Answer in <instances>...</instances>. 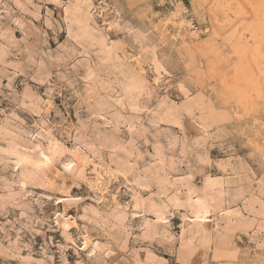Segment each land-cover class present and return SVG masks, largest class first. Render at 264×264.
I'll return each mask as SVG.
<instances>
[{"label":"rangeland","instance_id":"374dc122","mask_svg":"<svg viewBox=\"0 0 264 264\" xmlns=\"http://www.w3.org/2000/svg\"><path fill=\"white\" fill-rule=\"evenodd\" d=\"M73 9L89 16L88 47ZM190 103L218 120L201 129ZM0 131L48 179L23 191L0 154V264H184L185 244L189 264H264V0H0ZM11 141L0 135V150ZM52 142L63 155L51 163L34 146ZM70 155L96 163L102 187L92 167H65ZM138 196L165 203L164 219L132 213ZM229 229L228 247L205 249Z\"/></svg>","mask_w":264,"mask_h":264},{"label":"bare ground","instance_id":"6f19581e","mask_svg":"<svg viewBox=\"0 0 264 264\" xmlns=\"http://www.w3.org/2000/svg\"><path fill=\"white\" fill-rule=\"evenodd\" d=\"M82 2V1H81ZM78 5V4H77ZM93 6V5H92ZM92 6H90V7H92ZM77 7V6H76ZM75 7V8H76ZM79 7V6H78ZM89 6H88V8H90ZM94 7V6H93ZM86 8V7H85ZM83 10V9H82ZM82 10H79V9H73V12H72V15H73V18L72 17H67V19L68 20H71V21H73V22H75L77 25H78V27H77V29L79 30V35L77 36V38L79 39V42H80V44L84 47H88L89 45H91L92 44V42L96 39L95 37H94V34H92V32H91V30H90V22H89V16L87 15V13L86 12H84V11H82ZM86 10V9H85ZM91 10V9H90ZM67 11V10H66ZM67 14V13H66ZM69 15V14H68ZM185 24L188 26V28L190 29V31H193V30H195V27L191 24V23H186L185 22ZM193 29V30H192ZM93 31V30H92ZM100 37V36H99ZM78 42V43H79ZM99 42H100V40H99ZM100 44H101V42H100ZM99 46V45H98ZM91 47V46H90ZM89 47V48H90ZM43 65V64H42ZM45 65V64H44ZM92 72V71H91ZM92 75V74H91ZM94 77V76H93ZM136 78V77H135ZM142 78V77H141ZM91 79H93L92 77H91ZM134 79V78H133ZM144 82V81H143ZM139 85L141 86V80L140 79H135V80H133V81H131V84L129 85V91H135V92H137L136 91V89H138V88H140L139 87ZM145 85V84H144ZM145 87V86H144ZM147 87V86H146ZM97 88V87H96ZM142 89H143V87H142ZM144 92V90H142V92L141 93H143ZM139 93V92H138ZM146 93H148V92H146L145 91V94ZM145 94H144V96H145ZM147 95V94H146ZM139 96H140V94H139ZM141 97V96H140ZM137 100V99H136ZM103 103V102H102ZM208 103V102H207ZM183 104V103H182ZM190 104H192V103H190ZM199 110V112H201L200 113V115L202 114L203 115V118H199V120L201 121V123L199 122V125H198V127H200L201 129H206V120L208 119H211V121L212 120H214V121H217L218 120V116H217V114L215 113V111H214V109L209 105V104H205V103H194V104H192L191 106L189 105L188 107H187V111H188V113L189 114H193V111H196V110ZM99 111V110H98ZM96 112V111H95ZM165 113H167L166 111H164ZM194 114H195V112H194ZM169 115V114H168ZM171 115V114H170ZM180 115V114H179ZM210 121V122H211ZM107 122V121H106ZM116 126V125H115ZM208 126H209V124H208ZM210 127V126H209ZM2 131H0V135L1 136H3V138H4V140H5V137L6 136H8V137H10L11 138V142H12V149H10V151H6V150H3V149H1L0 150V154L2 155V157L3 158H7V160L9 159V160H14L15 161V164H16V166L18 167V178H19V183H20V185L22 186L21 188H22V190L24 191V188L26 189V186L27 185H35V186H37V185H39V186H44L45 187V185L47 184V176H46V173H45V170H43L42 168H41V166H37V165H32L31 163H30V160H29V158L25 155V151H24V153H22V151H19V146H21V145H23L22 144V142H21V140L20 139H17V138H14L15 136H13L11 133H7L6 131V133L4 132V133H1ZM95 137V136H94ZM100 137V136H99ZM98 139H102V138H98ZM173 141L175 140V139H172ZM109 141V140H108ZM56 142V141H55ZM55 142H52L51 143V145L49 146V147H46V146H43V145H35L34 147H36V148H38L39 149V151H40V153L43 155V157L46 159V161H53L54 159H55V157L56 158H60L63 154L60 152V150H59V147H58V145H57V143H55ZM96 142V141H95ZM111 142V141H110ZM96 143H98V142H96ZM95 143V144H96ZM116 143V142H115ZM94 144V143H93ZM156 144V143H155ZM195 144V143H194ZM11 145H9V147L11 146ZM97 145H99V144H97ZM112 145H113V142H112ZM115 145V144H114ZM162 145V144H161ZM183 145V144H182ZM96 146V145H95ZM102 146V145H101ZM116 146V145H115ZM103 148V147H102ZM160 148V147H159ZM6 149V148H5ZM102 150V149H101ZM100 149L98 148V146H96V149L94 148V150H92V153L93 154H98L99 155V159H100V162H101V155H100ZM70 154V153H69ZM72 154H73V152H72ZM129 154V153H128ZM126 156V155H125ZM157 156V155H156ZM161 156H162V154H161ZM207 156V155H206ZM164 158V157H163ZM205 158V157H204ZM203 158V159H204ZM159 159V158H158ZM64 160L65 161H62V162H64L63 164L65 165V167L67 166H70L71 167V165H73V167L72 168H76V167H78L79 169H80V171H79V175H81L83 178H85L86 176V171H87V169L88 168H90V167H92V169H91V171H92V173L94 174V179L93 180H91V181H89L88 183H90L91 184V186L90 187H94V188H98L99 189V187L101 186V183L103 184L104 182L102 181V179L103 178H101V175H102V173H101V175H100V173L98 172V166H97V164L96 163H89L88 161H86V160H82L81 162H78L77 160H79V159H76V157H74V156H72V155H70V156H65V158H64ZM125 160V159H124ZM160 160V159H159ZM103 161V160H102ZM133 161V160H132ZM120 162V161H119ZM118 162V163H119ZM122 162V161H121ZM164 162V161H163ZM37 163V162H36ZM52 163V162H51ZM115 163H116V161H115ZM48 164V163H47ZM62 164V165H63ZM101 164V163H100ZM99 164V165H100ZM122 165L120 166L121 167V171L123 172V173H127V170H128V167L129 166H131L130 165V161L129 160H126L125 162H123V163H121ZM110 165V164H109ZM118 165V164H117ZM166 165V164H165ZM44 166V165H43ZM76 166V167H75ZM162 166V165H161ZM226 166V165H225ZM47 167V166H46ZM118 167H119V165H118ZM134 167V166H133ZM153 167H154V165H153ZM218 167V166H217ZM48 168V167H47ZM100 168H102L103 169V167H101V165H100ZM106 168V167H105ZM110 167L108 166V169H109ZM160 168V167H159ZM227 168V167H226ZM15 169V168H14ZM44 169H46V168H44ZM69 169V168H68ZM77 169V168H76ZM134 169H135V167H134ZM157 169V168H156ZM155 169V170H156ZM74 170V169H73ZM104 170V169H103ZM111 170H113V169H111ZM137 170V169H136ZM164 170V169H163ZM77 171V170H76ZM105 172L107 171V170H104ZM103 171V172H104ZM109 171H110V169H109ZM157 171L158 170H156V172L155 173H157ZM101 172V171H100ZM104 172V173H105ZM110 172H114V171H110ZM110 172H108L107 171V173H110ZM118 172V171H117ZM148 172H149V170H148ZM71 173H72V171H71ZM74 173V172H73ZM73 173H72V175H73ZM118 173H120V172H118ZM136 173V172H135ZM147 173V172H146ZM152 173V172H151ZM138 174V173H137ZM165 174V173H164ZM106 175V174H105ZM125 175V174H124ZM149 175H151V174H149ZM108 176V175H107ZM157 176H159L160 177V175H157ZM156 176V177H157ZM163 176V175H162ZM166 176V175H165ZM104 177V176H103ZM134 177V176H133ZM151 177V176H150ZM131 178V177H130ZM162 178V177H161ZM166 179H167V177H165ZM164 177H163V181H165L164 179H165ZM88 180H89V178H87ZM86 180V179H85ZM87 180V181H88ZM134 180V179H133ZM161 180V181H162ZM168 180V179H167ZM166 180V181H167ZM54 181V180H53ZM102 181V182H101ZM136 181V180H135ZM160 181V182H161ZM162 181V182H163ZM50 182V181H49ZM52 182V181H51ZM183 182V181H182ZM185 182V181H184ZM10 183V182H9ZM16 183V182H15ZM106 183V182H105ZM165 183V182H164ZM167 183V182H166ZM210 183V182H209ZM48 184H50V183H48ZM182 184V183H181ZM188 184V183H187ZM165 185V184H164ZM176 185H178L177 183H176ZM105 186V185H104ZM107 186V185H106ZM43 187V188H44ZM53 187V186H52ZM89 187V188H90ZM102 187V186H101ZM147 187V186H146ZM189 188V187H188ZM98 189H96V190H98ZM102 189V188H101ZM106 189V188H105ZM107 190H108V188H107ZM189 190V189H188ZM101 191V190H100ZM104 191V190H103ZM198 191V190H197ZM206 188H204L203 189V192L205 193V195H207V193H206ZM93 192H94V190H93ZM139 192V191H138ZM195 192V191H194ZM242 192V191H241ZM106 193V192H105ZM108 193V192H107ZM46 194V193H45ZM190 194V193H189ZM191 195V194H190ZM103 196H104V194H103ZM213 196V198L211 197V199L213 200V202H215L216 203V200L218 199V198H216L214 195H212ZM136 197V196H135ZM186 199V198H185ZM205 200H204V204H208V202H207V200H206V198H204ZM150 200V199H149ZM220 200H222V199H220ZM224 201V200H223ZM156 202V201H155ZM155 202H152V200H150V201H148L147 199H144V198H142V197H139L138 196V198L137 199H135V202H134V210L135 211H133L132 213H136V212H147V211H153V213H155L156 214V216H157V219H159V220H162V219H164V216L166 215V213H168V210H167V208H166V204L165 203H163L162 202V204H160V203H155ZM198 202V201H197ZM181 203V202H180ZM247 206V205H246ZM118 207V206H117ZM168 207V206H167ZM183 207V206H182ZM121 209V208H120ZM119 209V210H120ZM123 209V208H122ZM121 209V210H122ZM118 210V209H117ZM126 212H127V210L126 209H123L122 211H119V214L122 216V217H125V215H126ZM249 212V211H248ZM128 213V212H127ZM242 213V212H241ZM154 214V215H155ZM124 219V218H123ZM194 219V218H193ZM206 219V218H205ZM199 221V219H195V220H193L192 221V223H191V225L189 226H187V229H188V239H191L192 240V238H190V237H194V236H196V235H194L195 234V232H197V227H198V221ZM234 221V220H233ZM183 222V221H182ZM200 222V221H199ZM232 222V221H231ZM242 222V221H241ZM241 222L239 221V223L237 224V228H239L238 226H239V224H241ZM202 224H204L207 228H208V231H209V229L211 228V225L212 224H210V221H208V220H204L203 219V222H201ZM147 224V223H146ZM151 224V223H150ZM189 224V223H188ZM217 225H219V224H217ZM231 225V224H230ZM59 226L62 228V230L63 231H66V228H67V226L63 223V219H59ZM202 226V225H201ZM200 226V227H201ZM145 228H144V233H143V236L145 235V236H147L148 238L150 237L149 235H154V234H156L157 235V233H156V228H154L152 225H146V226H144ZM227 227H229L228 225H227ZM227 227H226V229H227ZM213 228V227H212ZM217 228V227H216ZM230 228H231V226H230ZM182 229L183 230H186V227L185 226H183L182 227ZM204 229V228H203ZM230 230V229H229ZM241 230V229H240ZM228 231V230H227ZM233 231V230H232ZM234 231H235V228H234ZM233 231V232H234ZM232 232V233H233ZM66 233V232H65ZM211 233V232H210ZM213 233V232H212ZM229 233H231V230H230V232H223V231H217L213 236H212V238H210L209 236H205L204 237V239H203V242H205V249L206 250H208L209 248H211L212 246H214V249H216V250H221L223 247H226L229 243H230V241H231V235L229 236L228 234ZM196 234H198V233H196ZM208 234V233H207ZM234 234V233H233ZM232 234V235H233ZM144 236V237H145ZM211 236V235H210ZM186 237V236H185ZM201 237V236H200ZM199 237V238H200ZM155 238V237H154ZM183 239H184V236H183ZM187 239V238H186ZM197 239V238H196ZM259 239V238H258ZM190 240V241H191ZM194 240V239H193ZM90 241V240H89ZM187 242V240H184V242ZM196 241V240H195ZM199 240H197V242H198ZM258 241V240H257ZM86 242L87 243H89L88 241H87V239H86ZM200 242H202V240L200 241ZM183 244V243H182ZM190 243H188V245H189ZM181 246V245H180ZM199 246H200V244H199ZM95 247V246H94ZM228 247V246H227ZM179 250V249H178ZM194 250H196V249H194ZM205 250V251H206ZM91 251H93V249H91ZM90 251V252H91ZM207 252V251H206ZM191 253H192V249H191V247H188L186 244H185V247L183 246V248L181 247V249L178 251V259H180L181 261L180 262H183L184 264H187L188 263V261H189V257H190V255H191ZM204 254V253H203ZM226 254V253H225ZM193 255V254H192ZM204 256H206V253H205V255ZM204 256H203V259H204ZM225 257H229L228 255H225ZM189 264V263H188ZM218 264H221V263H218Z\"/></svg>","mask_w":264,"mask_h":264}]
</instances>
